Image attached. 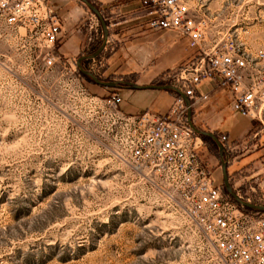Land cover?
Here are the masks:
<instances>
[{"label":"rangeland","instance_id":"rangeland-1","mask_svg":"<svg viewBox=\"0 0 264 264\" xmlns=\"http://www.w3.org/2000/svg\"><path fill=\"white\" fill-rule=\"evenodd\" d=\"M51 1L64 27L62 63L48 67L43 47L0 42V264H223L155 176L141 177L120 161L122 125L104 102L118 95L126 113L168 115L179 102L176 92L134 86L177 88L191 56L186 41L143 25L111 26L96 0L88 1L106 30L80 0H64L63 10ZM191 2L207 19L210 37L232 35L264 49V0ZM87 56L93 57L80 62ZM79 63L119 86L94 84ZM201 90L209 99L187 112L189 121L221 144L223 137L232 142L221 154L200 135L205 160L228 195L224 163L234 194L264 207V156L259 140L249 138L251 121L233 110L223 89L205 83Z\"/></svg>","mask_w":264,"mask_h":264},{"label":"built area","instance_id":"built-area-1","mask_svg":"<svg viewBox=\"0 0 264 264\" xmlns=\"http://www.w3.org/2000/svg\"><path fill=\"white\" fill-rule=\"evenodd\" d=\"M140 5L143 25L185 40L191 56L176 81L184 97L177 93L179 102L168 115H127L120 109V96L104 99L115 109L114 123L122 125L117 156L141 177L155 176L158 188L188 213L223 264H264V212L247 209L225 194L187 117L198 101L209 99L202 85L213 83L226 92L233 110L253 124L250 140L260 141L264 49L254 51L232 35L210 37L207 19L191 0H140ZM63 32L51 0H0V42L43 47L48 67L65 59L57 51ZM221 142L232 150L229 137Z\"/></svg>","mask_w":264,"mask_h":264},{"label":"crops","instance_id":"crops-1","mask_svg":"<svg viewBox=\"0 0 264 264\" xmlns=\"http://www.w3.org/2000/svg\"><path fill=\"white\" fill-rule=\"evenodd\" d=\"M96 1H98L102 5L103 10L106 9L109 11L107 13L109 17L108 20L110 22H114V24H112L111 26H114V25L129 26V29H132L133 31H135L139 29L138 27L140 25H143L142 23L144 19L142 16L143 13H142L141 5H140V0H96ZM63 2L64 0H56L55 6L60 7L61 10H63L64 9ZM66 5L68 6V4ZM119 18H122L123 21L116 22L117 19ZM147 31H152V30H147ZM77 40H78L77 37H75V39H73V42H75L76 44ZM61 44L62 45L59 48L60 52L63 46L65 45L64 43H61ZM79 50L80 48H79V45L77 44V46L73 47V54ZM137 67L141 68L138 65ZM122 111L127 115H140L144 112H147L146 109L140 112H136V113H133V112L126 113L124 110ZM250 126L253 127V124L251 123ZM258 143H260V145L258 144L260 146V151L258 152V154L264 156V136L261 138V140ZM254 147L256 148V146Z\"/></svg>","mask_w":264,"mask_h":264},{"label":"water","instance_id":"water-1","mask_svg":"<svg viewBox=\"0 0 264 264\" xmlns=\"http://www.w3.org/2000/svg\"><path fill=\"white\" fill-rule=\"evenodd\" d=\"M81 2H83L86 6L89 7V9L91 11H93L100 19L104 29H107V26H105V23L100 15V12L88 1V0H80ZM93 56L89 57H82L80 59L81 61L87 60L89 58H92ZM80 71L82 72L83 75L90 77L97 85L99 86H103L106 88H115L118 87L119 84L118 83H106V82H102L99 79H97L95 76H93L90 72H87L85 70H83L81 68L80 63L78 64ZM135 89H162V90H173L174 92L178 93L179 95H181L182 97H184V95L179 92L176 88L174 87H160V86H149V87H138V86H134ZM191 123V122H190ZM191 126L194 128L195 132L201 136L204 137H209L211 138L218 146L220 153L223 154V152L225 151L224 146L220 143V141L211 133H206V132H202L200 130H198L197 128L194 127V125L191 123ZM223 182H224V186L227 189V192L229 193V195L240 205H242L243 207L250 209V210H255V211H260V212H264V207L263 206H258V205H253V204H249L243 200H241L236 194H234V192L232 191V188L229 185V181H228V177H227V168L225 166H223Z\"/></svg>","mask_w":264,"mask_h":264},{"label":"trees","instance_id":"trees-1","mask_svg":"<svg viewBox=\"0 0 264 264\" xmlns=\"http://www.w3.org/2000/svg\"><path fill=\"white\" fill-rule=\"evenodd\" d=\"M84 78H87L86 76H83ZM92 83H94V82H92ZM94 84H96V83H94ZM97 85V84H96ZM209 139V138H208ZM211 141V143L212 144H214V142L212 141V140H210ZM224 192H225V190H224ZM225 194H227L226 192H225ZM228 195V194H227Z\"/></svg>","mask_w":264,"mask_h":264}]
</instances>
